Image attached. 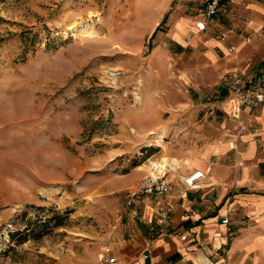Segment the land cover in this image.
Returning a JSON list of instances; mask_svg holds the SVG:
<instances>
[{"label":"rangeland","instance_id":"obj_1","mask_svg":"<svg viewBox=\"0 0 264 264\" xmlns=\"http://www.w3.org/2000/svg\"><path fill=\"white\" fill-rule=\"evenodd\" d=\"M157 15L145 0H0V264L115 256L150 154L177 163L222 135L211 74L165 46Z\"/></svg>","mask_w":264,"mask_h":264},{"label":"crops","instance_id":"obj_2","mask_svg":"<svg viewBox=\"0 0 264 264\" xmlns=\"http://www.w3.org/2000/svg\"><path fill=\"white\" fill-rule=\"evenodd\" d=\"M220 1L210 17L203 15L205 0H145V14H158L152 30L166 25L165 46L186 55L191 68L203 64L223 97L225 88L217 84L229 72L252 77L264 68V0ZM197 20L204 21L203 30L195 27ZM223 126L220 137L195 151L165 153L177 163L164 158L154 164L157 170L161 164L179 169L169 172L168 193L140 195L128 209L130 238L112 247L119 264H264V103ZM194 170L204 177L188 187L184 178ZM165 204L172 212L163 226L178 234L149 241L148 223L158 221Z\"/></svg>","mask_w":264,"mask_h":264},{"label":"built area","instance_id":"obj_3","mask_svg":"<svg viewBox=\"0 0 264 264\" xmlns=\"http://www.w3.org/2000/svg\"><path fill=\"white\" fill-rule=\"evenodd\" d=\"M221 6L220 0H205L203 7V15L210 17L214 15ZM195 27L199 30L205 28L203 20H197ZM233 47H230L232 50ZM225 95L221 100L222 111L231 119H238L243 110L253 111L261 103H264V68L252 77H247L238 71L229 72L224 78ZM154 162H149V169L145 176L140 180L139 184L127 194V204L132 205L135 199L140 195H163L168 193L172 184L168 179L169 172L173 170L166 166L161 170L155 168ZM178 168V167H175ZM204 177L203 171L194 170L187 174L184 183L188 187H192L197 180ZM171 205H163L158 208V221L148 223L149 241L160 235H177L173 230L166 229L163 223L171 217ZM227 222V219L223 220ZM222 221V222H223ZM98 264H119L118 259L114 255L103 256Z\"/></svg>","mask_w":264,"mask_h":264},{"label":"trees","instance_id":"obj_4","mask_svg":"<svg viewBox=\"0 0 264 264\" xmlns=\"http://www.w3.org/2000/svg\"><path fill=\"white\" fill-rule=\"evenodd\" d=\"M166 18V16L163 18V21L162 22H164V19ZM157 29H158V27H157ZM61 223H60V221H57L54 225H60Z\"/></svg>","mask_w":264,"mask_h":264},{"label":"bare ground","instance_id":"obj_5","mask_svg":"<svg viewBox=\"0 0 264 264\" xmlns=\"http://www.w3.org/2000/svg\"><path fill=\"white\" fill-rule=\"evenodd\" d=\"M160 166H161V168H163V167H164V166H163V164H161Z\"/></svg>","mask_w":264,"mask_h":264}]
</instances>
